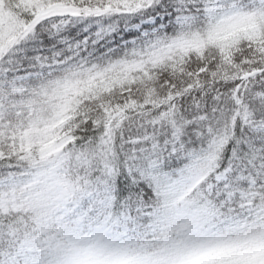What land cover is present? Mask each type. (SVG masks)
I'll list each match as a JSON object with an SVG mask.
<instances>
[{
  "label": "snow or ice",
  "instance_id": "snow-or-ice-1",
  "mask_svg": "<svg viewBox=\"0 0 264 264\" xmlns=\"http://www.w3.org/2000/svg\"><path fill=\"white\" fill-rule=\"evenodd\" d=\"M0 264H264V0H0Z\"/></svg>",
  "mask_w": 264,
  "mask_h": 264
}]
</instances>
